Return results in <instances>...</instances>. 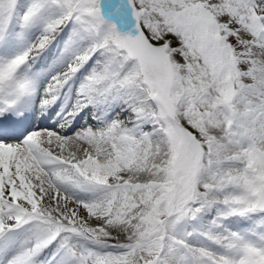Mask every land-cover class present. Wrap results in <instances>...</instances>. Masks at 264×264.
<instances>
[{"label":"snow or ice","instance_id":"1","mask_svg":"<svg viewBox=\"0 0 264 264\" xmlns=\"http://www.w3.org/2000/svg\"><path fill=\"white\" fill-rule=\"evenodd\" d=\"M0 264H264V0H0Z\"/></svg>","mask_w":264,"mask_h":264},{"label":"bare ground","instance_id":"2","mask_svg":"<svg viewBox=\"0 0 264 264\" xmlns=\"http://www.w3.org/2000/svg\"><path fill=\"white\" fill-rule=\"evenodd\" d=\"M54 110L49 114L48 117H40L37 114H30V127L32 128H56V125L54 124ZM83 124V121L80 122V125H77V128L80 127ZM58 130V129H57Z\"/></svg>","mask_w":264,"mask_h":264}]
</instances>
